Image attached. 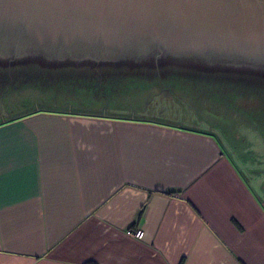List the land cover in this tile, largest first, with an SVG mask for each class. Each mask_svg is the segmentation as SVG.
<instances>
[{
    "label": "crops",
    "instance_id": "0c3cea01",
    "mask_svg": "<svg viewBox=\"0 0 264 264\" xmlns=\"http://www.w3.org/2000/svg\"><path fill=\"white\" fill-rule=\"evenodd\" d=\"M198 119L0 121V264H264V144Z\"/></svg>",
    "mask_w": 264,
    "mask_h": 264
},
{
    "label": "water",
    "instance_id": "95a60500",
    "mask_svg": "<svg viewBox=\"0 0 264 264\" xmlns=\"http://www.w3.org/2000/svg\"><path fill=\"white\" fill-rule=\"evenodd\" d=\"M25 60L264 76V0H0V61Z\"/></svg>",
    "mask_w": 264,
    "mask_h": 264
},
{
    "label": "rangeland",
    "instance_id": "374dc122",
    "mask_svg": "<svg viewBox=\"0 0 264 264\" xmlns=\"http://www.w3.org/2000/svg\"><path fill=\"white\" fill-rule=\"evenodd\" d=\"M61 67L53 66L42 72L20 69L18 73L21 76L17 81H1L0 121L33 109L68 112L90 110V112L112 117H131L133 115L137 118H143L150 112H157L162 116H168L171 113L184 116L194 114L199 118V128L208 130L218 128L224 133V138H227L234 146H238L239 150H248L247 152L254 154L250 144H253V147L257 144H264V80H262L264 76L254 72H235L240 75L239 80L241 81L226 79L229 78V75L223 77L224 71L198 72L196 74L200 75H196L197 78L215 79V84L220 86H206L201 89L198 87L194 88V92H189L184 88L171 86V83H159L157 78L164 79L169 77V74L181 78H193L191 76L194 75V72H190V70H201V68L174 66L176 70H179L177 73H171L173 71L165 69L167 66H154L152 70L138 68L133 74H148L149 78L155 79L141 89L135 88L134 85L130 94V89H127V93L121 96L115 89H112L111 93L104 91L102 93V89L101 94H97L93 100L86 101L84 98L88 94H79L81 87H75L73 85L75 83H71L70 79L80 76L82 73H89V70L77 71ZM121 71L123 74L128 73L125 68L118 72L121 73ZM112 72L115 71L99 69L97 73L89 74L112 76ZM31 76L41 79L42 87H34L32 83H29L27 77ZM126 81L121 83L123 87L129 83ZM133 84L137 85L138 83ZM188 89L193 91V87ZM117 97L118 99L123 97L125 104H119L117 108L111 107L112 110L109 106L97 105L107 100L115 101Z\"/></svg>",
    "mask_w": 264,
    "mask_h": 264
},
{
    "label": "trees",
    "instance_id": "16d2710c",
    "mask_svg": "<svg viewBox=\"0 0 264 264\" xmlns=\"http://www.w3.org/2000/svg\"><path fill=\"white\" fill-rule=\"evenodd\" d=\"M173 63V62H172ZM170 62L167 61H162L161 63H159V67H163V66H167L165 67V69L167 68V70H171L173 72L171 73H177L179 72V70H176L174 67V64H172ZM153 61L152 62H147L144 64H138L135 62H126V63H122V64H114V63H106V62H85L84 65H77L75 63H68L66 65V67H61V68H67L69 70H77V71H81L82 69H85L86 71L89 70V73L94 72L97 73L99 71V69L101 70H114L115 72H112V76L110 75H101L103 77H101L100 75H96V74H81L80 76L74 77L72 79H70L71 83H75L73 85H75V87L80 88L79 90V94H88L87 96H85L84 100L88 101V100H93L95 98V96L97 94H101V90L102 93L103 91L105 93H111L112 89L117 90V92H119L118 95H125L124 93H127V89L129 90V94L132 92V90L134 89V85L136 86L135 88H144L145 86H147V84H150L153 79L155 78H149L148 74H133L137 71L138 68H145L146 70H152L153 69ZM52 65L43 61H38V60H25V61H13V62H4V61H0V82L1 81H9V82H15L17 81L21 74L18 73V70L20 71V69H32L35 71H45L48 70ZM173 66V67H172ZM123 68L126 69V71L129 73H125L123 74V71H121V73H119L118 71L120 69L123 70ZM194 72V75L191 76L193 78H181V77H176L175 75L169 74V77H165L163 78H157V82L159 83H171V86H177V87H181L186 89L189 92H194V88H198L200 87H206V86H210V87H219L218 85L215 84V79H203V78H197L196 75H200V74H196V73H200V72H210L212 70L206 71V70H190V72ZM131 72V74H130ZM223 73V72H222ZM126 75V76H125ZM223 77H225L226 75H229V80H235V81H241L239 80V74H236L235 72H231V71H227L225 73H223ZM131 76V77H130ZM238 76V77H237ZM231 77V78H230ZM28 82L32 83V85L34 87H42L41 83L42 80L41 79H35L34 76L31 77H27ZM125 79H128L127 82ZM242 79V78H241ZM264 80V79H262ZM126 81L128 84H126V87L124 88L123 85L121 84L122 82ZM155 81V80H154ZM21 82V81H19ZM174 82V83H172ZM28 83V84H29ZM133 83H138L133 84ZM80 85V86H79ZM51 86V85H50ZM144 86V87H143ZM130 87V88H128ZM193 87V91L189 90L188 88H192ZM118 96V97H120ZM118 97L115 99V101H103L97 105H100L101 107L104 106H109L110 109L112 108H117V105L119 104H125V101L123 100L124 98H119ZM83 99V98H82ZM120 101V102H118ZM95 103H97V100H95ZM109 103V104H108ZM85 104V103H83ZM88 106V104H87ZM89 108H91V105H89ZM112 110V109H111ZM74 113H79V114H85V115H90V116H104V117H112V116H108L105 114H99L96 112H90V110L87 111H80V112H74ZM133 114V113H130ZM123 118H137V117H133V115H131V117H123Z\"/></svg>",
    "mask_w": 264,
    "mask_h": 264
},
{
    "label": "built area",
    "instance_id": "2783aa9c",
    "mask_svg": "<svg viewBox=\"0 0 264 264\" xmlns=\"http://www.w3.org/2000/svg\"><path fill=\"white\" fill-rule=\"evenodd\" d=\"M129 235L137 240H141L144 236L143 232L141 230L137 231H131L129 232Z\"/></svg>",
    "mask_w": 264,
    "mask_h": 264
}]
</instances>
